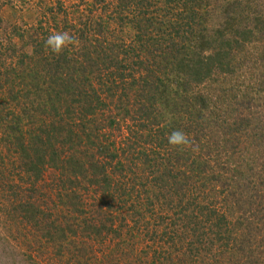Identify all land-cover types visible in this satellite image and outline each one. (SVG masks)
Wrapping results in <instances>:
<instances>
[{
  "label": "trees",
  "instance_id": "obj_1",
  "mask_svg": "<svg viewBox=\"0 0 264 264\" xmlns=\"http://www.w3.org/2000/svg\"><path fill=\"white\" fill-rule=\"evenodd\" d=\"M55 1L0 44L5 243L60 264H157L134 245L158 210L182 257L264 264V0H114L128 36L94 18L104 0ZM64 31L75 43L55 55L44 42ZM174 130L188 146L168 144Z\"/></svg>",
  "mask_w": 264,
  "mask_h": 264
},
{
  "label": "rangeland",
  "instance_id": "obj_2",
  "mask_svg": "<svg viewBox=\"0 0 264 264\" xmlns=\"http://www.w3.org/2000/svg\"><path fill=\"white\" fill-rule=\"evenodd\" d=\"M84 1L85 2L88 1L90 2V4L92 2V0H84ZM77 2H79V0H61V5L62 7L69 10V8H71L70 5ZM114 4H115L114 0H104L103 2L98 1L94 5L92 4L91 7V10L93 12L92 15L94 16V18L97 19H99L100 17L104 18V20H106L107 22L106 24H108V28H110L109 31L111 33H114L115 36H121V34L123 36L124 34L126 35L132 34V31L130 30L129 26L122 25L120 27L118 22L115 19H113L114 17L113 12L115 8ZM51 8L54 9L57 8L55 0H0V17L2 19V24L0 26V44L2 43L3 47L6 45V43L9 42L14 43L15 45L20 44V42L16 40V37H14V35L11 36L10 34L11 31H13V27L22 28V30L25 31L31 27L34 28L38 26L37 23L39 21H42V26H44L45 23L48 22L47 17L51 16V13L53 12ZM83 9L85 10V8ZM108 38L110 39V36H108ZM215 85L217 84L214 83L213 86ZM2 86H5V84H3ZM8 112L9 111L7 109V106H5L2 115L3 116L9 115ZM214 115L216 117L221 116L219 112ZM216 143L219 146L223 145V143L221 142V138ZM4 158H6L7 160L5 161V163L9 165V160L5 156V154H4ZM202 183H207V182L203 181ZM140 201L142 202V205L145 206V204H143L145 203V201L143 199H141ZM160 215L163 217V213L156 210L154 213H152L151 217L149 214L142 221H140V224H142L144 228L142 230L145 232L141 233V231H139L140 235H138L135 239L136 244L134 246L137 251L141 252L149 244L150 246L149 248L151 250L150 251L148 250V253L150 254L152 251H154L156 253V256L158 255L160 256L161 262L163 261L162 259L163 255L168 256L167 261H163L162 263L159 262L157 264H223V263L228 264L229 262H231L228 259V256L220 255V253L216 250V248L215 251L213 250L212 252L200 251L198 255L192 258L190 257L191 261L186 257H182V250L180 248L181 247L180 243H178L176 238L177 236L174 235L171 228L168 229L169 233L167 232L168 234L166 237L160 238L162 232L164 231L165 224L169 223V219L167 218L168 221L161 224V219H159ZM153 216L155 218H153ZM149 221L151 225L149 224ZM144 222L145 223L148 222V224L146 225ZM155 229L158 230V234H159L158 241L151 243L147 241L148 234ZM147 231L148 233H146ZM171 233L173 234L172 238H175L174 243L170 242L167 239L168 236L171 235ZM179 234L180 236H182V232H179ZM6 236H7L6 228H4V226L0 223V264H60V263H56V261L54 260H50L47 254L48 251L51 252V250L47 246H41L40 251L36 253L35 251H33V248L37 246L33 243L34 246L32 247V250L29 251L28 253L25 251L27 250L25 249V246L21 245V243L18 241L15 242L12 239H10L8 240V243H5L4 240L6 239ZM104 246L105 244L101 245V248H103ZM165 251L167 252V254ZM261 251L264 253V247L261 248ZM231 264L233 263L231 262Z\"/></svg>",
  "mask_w": 264,
  "mask_h": 264
},
{
  "label": "clouds",
  "instance_id": "obj_3",
  "mask_svg": "<svg viewBox=\"0 0 264 264\" xmlns=\"http://www.w3.org/2000/svg\"><path fill=\"white\" fill-rule=\"evenodd\" d=\"M75 43L74 37L67 31L55 32L48 36L44 44L47 49L55 54L59 55L64 48ZM168 144L172 147L188 146L190 141L187 135L181 130L172 131L168 137Z\"/></svg>",
  "mask_w": 264,
  "mask_h": 264
}]
</instances>
